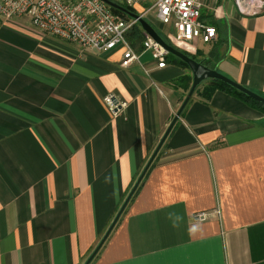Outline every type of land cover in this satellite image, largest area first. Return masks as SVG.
Instances as JSON below:
<instances>
[{
	"label": "crops",
	"instance_id": "crops-1",
	"mask_svg": "<svg viewBox=\"0 0 264 264\" xmlns=\"http://www.w3.org/2000/svg\"><path fill=\"white\" fill-rule=\"evenodd\" d=\"M198 1L216 38L187 55L264 98V9ZM148 13L167 39L173 28ZM138 26L142 40L126 34L138 59L122 66V48L83 49L26 18L0 20V264H83L183 102L174 81L192 82L189 69L169 56L157 68ZM108 93L126 103L117 116ZM156 158L91 264H264L261 111L225 90L193 94Z\"/></svg>",
	"mask_w": 264,
	"mask_h": 264
},
{
	"label": "built area",
	"instance_id": "built-area-1",
	"mask_svg": "<svg viewBox=\"0 0 264 264\" xmlns=\"http://www.w3.org/2000/svg\"><path fill=\"white\" fill-rule=\"evenodd\" d=\"M129 7L148 1V7L140 17L155 11V18L174 30L168 41L172 47L190 52L197 41L210 43L216 38L214 28L200 21L201 4L198 0H117ZM237 9L244 15L259 14L264 9V0H234ZM26 18L29 25L44 36L73 42L83 49L109 52L122 48V66L137 61L138 55L126 42V34L137 20H124L113 14L100 0H0V20L10 23ZM142 51L149 52L157 68L165 67L168 52L148 35L142 42ZM103 104L113 115L126 107V103L108 93ZM218 209L197 212L194 219L208 220L218 217Z\"/></svg>",
	"mask_w": 264,
	"mask_h": 264
},
{
	"label": "water",
	"instance_id": "water-1",
	"mask_svg": "<svg viewBox=\"0 0 264 264\" xmlns=\"http://www.w3.org/2000/svg\"><path fill=\"white\" fill-rule=\"evenodd\" d=\"M100 1H102L109 8L121 11V12L127 14L130 18L137 20V22L141 25V27H142V29L146 35H148L151 39H153L159 45H161L169 54L178 58L179 60H181L182 62H184L187 65V67L191 73V76H192V82H191L189 91L187 92L183 102L181 103L180 107L178 108V110L174 114V116H173L171 122L169 123L168 127L166 128L162 138L158 142L156 148L154 149L152 155L150 156L147 163L145 164L143 170L141 171L138 178L136 179L133 186L131 187L128 195L126 196L121 207L117 211L114 219L110 223L109 227L105 231L104 235L102 236V238L100 239V241L98 242V244L96 245L94 250L91 252L89 257L85 260V262L83 264H90L91 263L93 258L96 256V254L98 253V251L100 250V248L102 247L104 242L106 241L107 237L110 235L111 231L113 230L114 226L116 225L117 221L119 220V218L121 217L122 213L124 212L126 206L128 205L130 199L132 198L133 194L135 193L138 186L140 185L143 177L145 176L146 172L150 168L152 162L154 161V159H155L158 151L160 150L161 146L163 145L165 139L168 137L169 133L173 129L178 118L181 116L183 109L185 108L188 101L190 100V98L194 94L196 88L203 81L215 80V81H219L221 83H224V84L228 85L229 87L237 90L241 94L245 95L246 97H248V98L254 100L255 102H258L264 106V98L262 96L254 93V92L250 91L249 89L245 88L244 86H241L240 84L228 79L227 77H225L222 74H220L219 72H217L215 69H211L208 66L204 65L203 62L197 61L193 57H190L187 54H185V53L177 50L176 48L172 47L171 45L167 44L163 39H161L156 34V32L151 28V26L145 20H143L142 17H140V15H135V14L129 12L128 10L122 8L119 4L112 2L110 0H100Z\"/></svg>",
	"mask_w": 264,
	"mask_h": 264
},
{
	"label": "trees",
	"instance_id": "trees-1",
	"mask_svg": "<svg viewBox=\"0 0 264 264\" xmlns=\"http://www.w3.org/2000/svg\"><path fill=\"white\" fill-rule=\"evenodd\" d=\"M112 2H115L117 4H119L122 8L132 12V9L127 6L126 4L122 3V2H119L117 0H110ZM111 12L125 20H130V18L127 16V14L121 12V11H118V10H115V9H112L110 8ZM139 26H138V23L134 24L131 29H132V32L135 31L138 38H141V40L143 39V35H142V31L140 30L139 31ZM164 41L171 45L170 42L168 41V39L166 38H163ZM185 54H187L186 52H183ZM170 57L171 58V61L177 63L178 65L182 66L184 69H188L187 65L182 62L181 60H179L178 58L172 56L171 54H168L167 57ZM194 58V57H193ZM198 61V60H197ZM203 62V61H202ZM204 64V63H203ZM190 83H191V78L189 75H183L181 77H179L178 79H176L174 81V85L175 87L177 88H182L184 92H188L189 91V88H190ZM202 85V88H200V86ZM205 85V86H204ZM200 86H198L194 92V94L198 95L199 97H201L203 100L205 101H208L212 94L217 91V90H225V91H228V92H231L235 95H237L239 98H241L242 100L250 103L251 105H253L255 108H257L259 111H261L263 114H264V106L261 105L260 103L258 102H255L254 100L246 97L245 95L241 94L240 92H238L237 90L229 87L228 85L224 84V83H221L219 81H215V80H208V82L206 83H202L200 84ZM191 99V98H190ZM155 162H157V158L154 160V163L151 164L150 168L148 169V171L155 166ZM147 171V172H148ZM147 174V173H146ZM146 176L143 177V179L145 178ZM135 182V181H134ZM133 182V184H134ZM143 183V180L141 181L140 185L138 186L137 190L135 191V193L133 194L132 198L130 200H132L134 198V196L137 194L138 190L140 189L141 185ZM92 262V261H91ZM91 264V263H90Z\"/></svg>",
	"mask_w": 264,
	"mask_h": 264
},
{
	"label": "rangeland",
	"instance_id": "rangeland-1",
	"mask_svg": "<svg viewBox=\"0 0 264 264\" xmlns=\"http://www.w3.org/2000/svg\"><path fill=\"white\" fill-rule=\"evenodd\" d=\"M148 16L150 18H152V20H154L155 19V11H151L150 13H148Z\"/></svg>",
	"mask_w": 264,
	"mask_h": 264
}]
</instances>
